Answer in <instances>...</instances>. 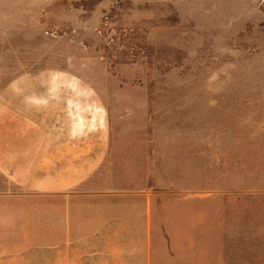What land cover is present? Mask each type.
<instances>
[{"label":"rangeland","instance_id":"obj_1","mask_svg":"<svg viewBox=\"0 0 264 264\" xmlns=\"http://www.w3.org/2000/svg\"><path fill=\"white\" fill-rule=\"evenodd\" d=\"M38 68L101 97L111 140L97 175L161 194L178 241L163 232L159 264L202 258L218 210L263 264L264 0H0V81Z\"/></svg>","mask_w":264,"mask_h":264},{"label":"crops","instance_id":"obj_2","mask_svg":"<svg viewBox=\"0 0 264 264\" xmlns=\"http://www.w3.org/2000/svg\"><path fill=\"white\" fill-rule=\"evenodd\" d=\"M110 140L101 97L70 71L0 81V264H159L163 232L177 246L160 193L115 189L114 177L97 175ZM220 215L203 224L194 263L257 264L241 252L245 226H221Z\"/></svg>","mask_w":264,"mask_h":264}]
</instances>
